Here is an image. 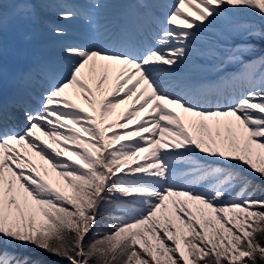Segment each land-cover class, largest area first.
I'll use <instances>...</instances> for the list:
<instances>
[{
	"label": "snow or ice",
	"instance_id": "obj_1",
	"mask_svg": "<svg viewBox=\"0 0 264 264\" xmlns=\"http://www.w3.org/2000/svg\"><path fill=\"white\" fill-rule=\"evenodd\" d=\"M0 264H264V0H0Z\"/></svg>",
	"mask_w": 264,
	"mask_h": 264
},
{
	"label": "rangeland",
	"instance_id": "obj_2",
	"mask_svg": "<svg viewBox=\"0 0 264 264\" xmlns=\"http://www.w3.org/2000/svg\"><path fill=\"white\" fill-rule=\"evenodd\" d=\"M67 2L71 3L73 2V0H67ZM114 2H118V0H114ZM167 2L171 3L174 2V0H167ZM107 10L109 12L125 11V9L120 8L119 5H109L107 6ZM46 19L52 21L53 23H59L61 26L67 29L68 36L64 39L76 37L81 32L82 25L79 20H57L54 14H49ZM36 34V37L37 39H40V42L39 40H33L31 44L21 45L17 38L14 24L13 22H10L8 31L5 34V43L7 48L5 63L9 74H13L25 68L34 57H41L45 59H59V45L61 41L58 38L54 37L43 25L39 26V28L36 30ZM39 46L42 48L43 51ZM32 48H39L40 52H32ZM182 69L184 72H189L191 71V65L185 64L182 66ZM77 102L83 104L82 101ZM128 103H131V101H129ZM128 103L120 105L115 110L113 117H110L109 119L114 118L115 114L123 111V109L128 106ZM83 106L87 107L86 105ZM176 110L178 112L180 111L179 109ZM41 138L46 139L45 137ZM33 159L37 162H40L38 157H33Z\"/></svg>",
	"mask_w": 264,
	"mask_h": 264
}]
</instances>
